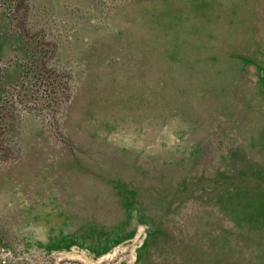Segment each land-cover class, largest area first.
<instances>
[{"label":"rangeland","instance_id":"obj_1","mask_svg":"<svg viewBox=\"0 0 264 264\" xmlns=\"http://www.w3.org/2000/svg\"><path fill=\"white\" fill-rule=\"evenodd\" d=\"M0 28V264H264V0H0Z\"/></svg>","mask_w":264,"mask_h":264},{"label":"crops","instance_id":"obj_2","mask_svg":"<svg viewBox=\"0 0 264 264\" xmlns=\"http://www.w3.org/2000/svg\"><path fill=\"white\" fill-rule=\"evenodd\" d=\"M6 35H4L1 32L0 28V58L5 57H11V56H18L21 50H23L22 55H24L25 49L23 48L24 42L21 40L17 41L18 39H7L5 38ZM6 47V50L4 51V48Z\"/></svg>","mask_w":264,"mask_h":264},{"label":"flooded vegetation","instance_id":"obj_3","mask_svg":"<svg viewBox=\"0 0 264 264\" xmlns=\"http://www.w3.org/2000/svg\"><path fill=\"white\" fill-rule=\"evenodd\" d=\"M19 67H20V65H19Z\"/></svg>","mask_w":264,"mask_h":264}]
</instances>
